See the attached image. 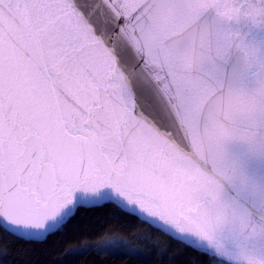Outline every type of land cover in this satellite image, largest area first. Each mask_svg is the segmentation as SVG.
Returning <instances> with one entry per match:
<instances>
[{
	"label": "snow or ice",
	"instance_id": "1",
	"mask_svg": "<svg viewBox=\"0 0 264 264\" xmlns=\"http://www.w3.org/2000/svg\"><path fill=\"white\" fill-rule=\"evenodd\" d=\"M244 20L264 0H0V231L42 242L115 206L219 249L227 178L205 159L264 137V78L225 83L219 36Z\"/></svg>",
	"mask_w": 264,
	"mask_h": 264
},
{
	"label": "water",
	"instance_id": "2",
	"mask_svg": "<svg viewBox=\"0 0 264 264\" xmlns=\"http://www.w3.org/2000/svg\"><path fill=\"white\" fill-rule=\"evenodd\" d=\"M204 22L209 27L215 26V14L206 15ZM224 31L242 39L246 49L235 47L238 41L234 35L220 34V51L225 50L224 46H232L228 61L229 76L225 83L235 82L251 93L258 81L264 78V22L244 20L225 26ZM230 120L231 111L225 116L226 122ZM210 157L215 161V168L208 163ZM205 163L213 170L224 172L227 178L224 187L230 208L217 231V241L222 251L206 241H198L199 248L195 250L229 264H245L242 260L234 259L240 255L241 250H245L256 257L257 264H264V137L258 133L254 141L239 138L229 140L224 144L222 159L213 153L206 157ZM246 220L250 228L257 230L255 236H246L242 231L241 226ZM147 223L157 229L151 222Z\"/></svg>",
	"mask_w": 264,
	"mask_h": 264
},
{
	"label": "trees",
	"instance_id": "3",
	"mask_svg": "<svg viewBox=\"0 0 264 264\" xmlns=\"http://www.w3.org/2000/svg\"><path fill=\"white\" fill-rule=\"evenodd\" d=\"M127 247L106 251L104 240ZM0 264H229L185 246L115 206L80 209L63 232L26 241L0 231Z\"/></svg>",
	"mask_w": 264,
	"mask_h": 264
},
{
	"label": "clouds",
	"instance_id": "4",
	"mask_svg": "<svg viewBox=\"0 0 264 264\" xmlns=\"http://www.w3.org/2000/svg\"><path fill=\"white\" fill-rule=\"evenodd\" d=\"M208 163L212 164L213 168H215V161L210 157ZM242 185L246 189V185L242 180ZM247 190V189H246ZM192 215L198 218H208L214 212V208L211 205H202V206H192L190 209ZM247 221V220H246ZM242 231L245 233L246 236H255L257 234V230L254 228H250L248 222L244 223L242 226ZM222 251V249H218ZM235 260L244 261L245 264H257V259L250 253L245 250H241L240 255L234 257Z\"/></svg>",
	"mask_w": 264,
	"mask_h": 264
},
{
	"label": "rangeland",
	"instance_id": "5",
	"mask_svg": "<svg viewBox=\"0 0 264 264\" xmlns=\"http://www.w3.org/2000/svg\"><path fill=\"white\" fill-rule=\"evenodd\" d=\"M109 240H112L113 243L117 246V248L120 247V246H122V247H127V246H128L125 242H123V241H121V240H119V239H108V240H104L102 243H100L99 246H100L101 248H104V249H105V245L107 244V242H108Z\"/></svg>",
	"mask_w": 264,
	"mask_h": 264
}]
</instances>
